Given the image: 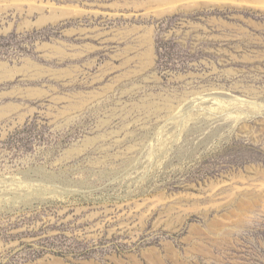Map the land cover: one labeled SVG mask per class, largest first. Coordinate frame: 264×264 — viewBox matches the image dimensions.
<instances>
[{
  "label": "rangeland",
  "instance_id": "1",
  "mask_svg": "<svg viewBox=\"0 0 264 264\" xmlns=\"http://www.w3.org/2000/svg\"><path fill=\"white\" fill-rule=\"evenodd\" d=\"M0 264H264V0H0Z\"/></svg>",
  "mask_w": 264,
  "mask_h": 264
}]
</instances>
